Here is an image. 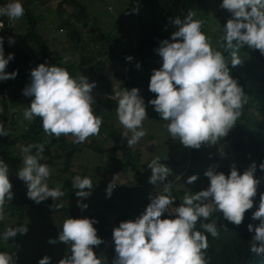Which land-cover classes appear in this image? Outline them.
Here are the masks:
<instances>
[{
	"label": "clouds",
	"instance_id": "1",
	"mask_svg": "<svg viewBox=\"0 0 264 264\" xmlns=\"http://www.w3.org/2000/svg\"><path fill=\"white\" fill-rule=\"evenodd\" d=\"M220 8L227 10L231 18L222 27L217 48L202 31L204 21L196 19L195 13L189 10L183 18H169L178 30L172 32L170 39L161 40L154 50L161 58L162 66L152 70L148 89L155 98L147 103L167 122L170 137L190 149L199 150L220 143L235 127L248 103L249 96L230 75L225 53L230 54L232 67L243 63L239 56L242 48L258 50L264 56V0H222ZM24 11L20 0H13L0 8V16L17 21ZM133 11L138 12V8ZM69 21L73 22V19L70 17ZM59 29L63 28L59 26ZM7 40L9 44L15 43L10 34ZM3 44L4 37L0 36V82L15 79L18 74L17 71H6L14 54L5 57ZM125 59L132 61L133 57L128 55ZM135 66L139 69L141 65L137 62ZM30 79L31 83L22 90L23 95L33 97L24 109V120L32 121L38 117L46 134L56 138L71 136L76 144L99 135L103 120L93 108L94 81L90 83L83 75L73 78L66 68L46 63L31 69ZM6 88L7 85L2 91L5 95ZM114 98L116 115L124 129L121 134L131 148L147 134L143 126L148 119L145 100L137 87L116 90ZM8 135L0 123V137ZM44 147L43 144L23 147V167L17 172L18 178L27 186V197L37 204L48 198L57 201L65 195L60 187L50 188L47 183L51 173L50 166L41 163L45 159ZM33 148L35 154H32ZM160 158L153 159L147 167L151 170L148 183L162 185V191L150 193V202L144 211L134 220L121 221L106 239L98 236L94 227L98 221L94 218L69 217L62 222L58 237L48 241L50 244L59 241L67 246L58 264H105L93 248L112 241L116 254L112 264H208L205 254L209 243L204 233L218 238L217 222L201 223L204 232L196 229L197 223L201 219L207 221L214 212H219L224 220L240 226L246 212L254 207L264 179L257 178L255 173L257 167L264 171V162L258 166L253 162L242 173L232 165L227 175L217 171V166H209L204 172L208 186L195 193L186 192L179 206L172 207L176 197L172 194V181L167 179L172 170ZM198 178V174L191 175L186 183L193 184ZM115 179L106 188L109 198L116 187ZM176 179L181 177L176 176ZM12 187L8 165L0 159V221L5 218L6 202L14 197ZM72 187L80 198L77 206L86 209L88 205L82 200L91 195L94 187L91 179L77 175L73 177ZM50 207L59 209L62 205L55 203ZM165 213L174 218H164ZM252 220L259 223L247 225L248 231L254 233L249 250L264 256V192L259 193V204L252 212ZM28 230L27 225L9 227L2 233V239L8 241L18 233L27 234ZM0 264H13L12 255L0 251ZM38 264H51V258L46 255Z\"/></svg>",
	"mask_w": 264,
	"mask_h": 264
},
{
	"label": "rangeland",
	"instance_id": "2",
	"mask_svg": "<svg viewBox=\"0 0 264 264\" xmlns=\"http://www.w3.org/2000/svg\"><path fill=\"white\" fill-rule=\"evenodd\" d=\"M78 1H83L85 3V10L90 15L85 25L79 24V20L77 19L73 23H69V25H62L67 22L69 16L74 18L77 16L76 7L73 2L68 0H46L45 5L43 4V8H41L42 13L38 16L36 30L47 39L50 50L56 51L63 61L70 62V58L74 57L75 53H77L78 56V54L83 55L88 52H93L98 56V59H95L93 62L90 61L91 63L89 62L87 64L89 67H86V65L84 68H81L80 71L72 70L71 75L73 78L83 75L88 77L90 83L93 81L96 83V87L92 92L95 99L93 108L95 114L101 116L103 120L100 133L97 135L102 145L106 147L122 144L123 146H120L121 148L116 150V157H108V154L93 151L83 146V143H73V138L71 136H64L67 146L70 148L75 147L70 153L64 154L61 152L64 148H59L57 145L58 142L47 144V140L51 137L50 135H43V140L40 142L34 139L31 141L32 145L43 144L45 146L43 152L45 159L42 160L41 163H47L50 166L51 174L47 183L50 188H55L61 186V182L64 178H73L77 175L83 178H90L94 187L91 190V195L82 200V203H85L89 201H98L107 196L106 188L116 177L114 181L116 187L112 195L116 194L121 188L131 189L135 187V189H133L135 191L131 190L127 194V197H138V208L142 210L150 202L148 199L150 193L155 194L162 191V185L157 184L155 186L148 183L151 170L147 167V164L156 157L164 156L166 159L161 162L167 164L172 170V173L167 179L172 181L171 190L173 196L176 197V201L172 207H176L175 205H179L182 201L180 190L192 192L193 190L205 189L208 186L209 181L204 176V172L209 166H217V171H221L225 167H223L224 162L226 164L232 162L229 165H235L237 160H241V148H233L229 140L233 128L227 137L217 145L203 146L197 153L193 154V157H196H189L190 153L195 152L196 149L186 148L180 144L178 140H173L167 132V122L162 120L158 113L154 111L153 106L148 105L146 102L148 119L143 122V126L147 134L136 145L129 148L127 145V138L123 137L121 134L124 129L122 125L119 124L116 115L117 105L112 109H108L96 103V98L99 94H106L114 98L115 91L123 88L119 76L116 75L114 71L122 70L123 73L127 71L129 61H127L125 57L132 55V51L129 50L127 44L136 42L134 39L135 28L132 29L124 25L123 31L120 28L114 29L113 26H111V20L113 19L115 22L117 18H120L124 23H127L136 16V12H130L128 10V5L133 0ZM219 1L204 0L208 10L203 20L202 31L206 35L208 34L209 26L214 23L217 25V21L222 18L219 15V6H215V3H222V0ZM11 2H13V0H6L4 7ZM20 2L23 7H28L30 11L36 10L35 12L38 14L37 12H39V9L37 5H35V2L32 3V1L28 0H20ZM198 2L199 0H196V4H198ZM192 8L191 11L195 13L196 19H200V16L205 13V8L203 7L200 10H197L198 7L196 6H192ZM222 11L225 10L222 9ZM94 14L97 16L95 21H93ZM131 25L137 28L136 23ZM59 26L63 29H59ZM96 26L100 28V32L110 33L112 31L116 33V40L113 38L107 46L111 51L117 48L124 50V58L117 55L114 56L109 50L105 54L97 53V48L103 46L105 40L104 38L99 40V38L95 36L97 33ZM28 28L29 26L26 22L25 15L17 21L10 20V37L14 38L15 43L9 44L8 40L6 43L16 52L28 54L29 60L24 63L22 62L20 66L21 73L24 75L28 74V84H30L31 69L46 62L39 58L35 46L31 43H24L21 41V35ZM69 28H78V30H81V39L79 42H74L69 39L67 35V29ZM77 56L74 57L73 61L79 64ZM140 65L144 67L143 77H148L149 68L151 66L145 64L144 61L140 62ZM19 84L20 78L16 76V78L7 85V88L11 91H17ZM106 86L108 89L104 88ZM9 93L14 92L6 91L7 95H5L4 92H0V123L3 121V115L5 119L14 117L13 119H18L23 122V112L24 109L27 108L23 102L24 95L22 91H17L15 96L17 102L16 105L13 106L12 100L8 99ZM143 98L154 99L155 94L143 95ZM19 117H22L23 120ZM104 120H107L110 126H105ZM28 122L29 121L24 120V124ZM8 123L9 121L3 123L5 129ZM14 127L18 130L22 126L18 123ZM28 145L30 144H24L21 140L16 141L14 144H8L3 137H0V159H3L8 165L9 179L13 176L15 177L20 168L23 167L22 159L24 153L22 152V148ZM51 151H53V154L58 152L62 153V155L60 157L51 155ZM184 152L187 154L186 158L183 157ZM221 152H223V155H221ZM32 154H35V148L32 149ZM126 160L128 163L124 164L127 162ZM12 163H14V165ZM121 164L124 165L122 166ZM238 168L241 173L246 169L241 168V166H238ZM194 174H198V180L193 184H187V178ZM255 175L257 178H264V171L258 169ZM176 176H180L181 179L177 180ZM259 190L264 192V179L261 180ZM78 199L80 198L76 195L65 200L60 197L56 201V204L75 207L77 206ZM8 206L9 204L7 201L5 218L3 221H0V246L8 248L9 252H11L17 260L22 262H29L32 260L30 264H38L39 260L47 255L51 258V264H55L56 261L60 259L62 253L66 252L67 246L59 241L55 244H50L48 242L49 238L56 239L58 237V232L61 230L60 227L62 222L66 218H74L76 213L73 211L70 212V210L62 212V210L53 209L50 206L47 207L43 203L37 204L30 201L25 207L20 221H16L15 215L9 213ZM128 213L126 220H130L131 217L130 212ZM107 217L110 234L112 235L113 228L117 227L119 223L114 220V213L107 211ZM18 225H27L29 229L27 234L21 235L18 233L16 237L4 241L1 233L9 227H16ZM112 242L106 244L102 243L98 247H94V251L97 252L103 260L108 262H112L115 256L109 252ZM103 245H105L104 249L100 250Z\"/></svg>",
	"mask_w": 264,
	"mask_h": 264
},
{
	"label": "trees",
	"instance_id": "3",
	"mask_svg": "<svg viewBox=\"0 0 264 264\" xmlns=\"http://www.w3.org/2000/svg\"><path fill=\"white\" fill-rule=\"evenodd\" d=\"M5 1L6 0H0V8L4 7ZM28 1H32V3L35 2V5H37L39 12H37L38 14H36V10L30 11L28 7H24V15L26 17V22L28 23L29 28L24 31L20 39L24 43H31L33 46H35L39 58L44 60L47 65H57L60 67H64L71 74L72 70L80 71L81 68H84L90 61L93 62L95 59H98V56L95 53L88 52L83 55L78 54V56L77 53H75L74 57L77 56V61H79V64H77L76 61H73L74 57L70 58V62H66L65 60L63 61L56 51L50 50L47 39L36 30L38 16L42 13L41 8H43V4L45 5L46 0ZM68 1H71L75 4L77 16L76 18L69 16L67 18V22L62 25H69V23H73L74 21H76V19L79 20V24L85 25L87 19L90 18V15L85 10V3L78 0ZM220 4L221 3H215V6H219V15L222 18L217 21V25L216 23H214L213 25L209 26V31L207 34L214 48L218 47L217 42L222 35L223 25L229 18H231V14L228 13L227 10L222 11V8H220ZM192 6L198 7L197 10H200L202 7L205 8L204 15L200 16V19L204 20V17L207 15L208 10V7L204 0H199L198 4H196V0H133L129 3L128 10L131 12L133 11V9L138 8L136 16H134L127 23H124L120 18H117L115 22L113 21V19L111 20V26H113L114 29L120 28L123 31L124 25H127L132 29L135 28L134 39L136 40V42L133 44H127L129 50L132 51L131 53L133 60L129 61L126 73H123L122 70L114 71V73L119 76L123 88H128L130 90L133 87H137L140 89V95L142 97L143 95L152 94V92H150L148 89L152 70L159 69L162 66V60L159 57L158 53L154 50L159 47V42L161 40L170 39L172 32L178 30L176 26L170 23L169 18H183L184 16H186L189 10L193 9ZM70 17L73 19V22L69 21ZM96 17L97 16H95L94 14L93 21H95ZM0 21V25H2V27H0V36L4 37L3 47L5 57H7L9 53L14 54V59L9 62L6 71H17V76L20 78V84L17 91H22L29 84L28 74L24 75L23 73H21L20 64L22 62L28 61L29 57L25 53L14 52L8 47L6 41L9 38L10 34V19L7 16H0ZM133 23H136L137 28L134 25H131ZM67 30V35L71 41H80L81 30H78V28H69ZM96 32L97 33L95 34V36L99 38V40L101 38H104L105 40L104 45L97 48L98 54H105L109 50L111 54H114V56L117 55L121 58L125 57V52L121 48H117L113 51L108 49V43H110L113 38H115L116 40V33H113L112 31V33L100 32V28H98L97 26ZM220 50L222 51V49ZM225 56L229 59V67L231 70L230 75L234 79H237L238 83L243 87L245 93L249 96V100L247 105H245L244 107L243 114L237 121L235 127H233L232 134L229 138L233 148H241V160H237L235 163L236 168L239 170L238 166H241V168H247L253 162H255L257 166L261 162H264V56H262L258 50H251L247 47L242 48L239 52V56L243 60V63L236 67L231 66L230 54L225 53ZM142 61H144L148 66H151L149 68V76L146 78L143 77L144 67L140 66V68L137 69L135 66L137 62L140 63ZM86 67H89V65H87ZM12 80L13 79H9L7 81L0 82V92H2L4 87L8 85ZM104 88L108 89L107 86ZM6 91L14 92L8 94V99L12 100L13 106L16 105L17 100L15 96L17 91H11L8 88H6ZM23 99L25 106L28 107L33 97H27L24 95ZM148 99L150 98H144L145 103L148 102ZM96 103L108 109H112L117 105L116 99L113 98V96H109L106 94H99V96L96 98ZM13 118L10 117L5 119V116L3 115L2 123H5V121H9L6 126V130L8 131L9 135L3 136L5 142L8 144H14L18 140H21L24 144H31V141L34 139L40 142L43 140V135H48L44 134L45 132L42 128V122L38 117H35L27 124H24V120L22 119V117L19 118H21L23 122L21 120ZM104 121L105 126H110V123H108L107 120ZM18 123L22 127L17 130V128L14 126H16ZM55 142H58L57 145L59 146V148H64L61 151L64 154L70 153L75 148H70L67 146L64 136H61L59 138L51 136L50 139L47 140V144H53ZM82 145L98 153L104 152L108 154V157H116V150L118 148H121L120 146H123L122 144H119L104 147L99 140V136L90 137L88 141H86ZM198 151L199 150H195V152H191L189 157H193V154L197 153ZM51 155L60 157L62 153L56 152L53 154V151H51ZM183 157H187L186 152L183 153ZM127 163L128 161L124 164ZM12 164L14 165V163ZM124 164L121 165L123 166ZM229 164H226L224 162L223 167H225L223 168V170H221L226 175L229 174L230 168L232 166ZM258 169L259 167H257V170ZM72 180L73 178H64L62 180L60 188L62 191H64L65 195L62 196L61 199L65 200L75 196L76 190L72 187ZM10 182L13 185L12 192L14 193V197L12 201H8L9 213L11 215H15L16 221H20L25 207L32 200L27 197V186L18 178L17 174L15 177L13 176L10 178ZM133 189H135V187H132L131 189L121 188L116 194L111 195L110 198L105 196L98 201L85 202L84 204H87L88 207L84 210H81V208H79L78 206L73 207L63 204H61L62 207H60L58 210H62V212L66 210H70V212L73 211L76 213L74 218L88 217L96 219L98 223H96L94 227L97 229L98 236L104 240L110 235L107 211L114 213V220L117 223L126 220L127 215L129 214L128 212H130L131 214L130 220H134L141 212L144 211L145 207L142 210L138 208V197H127V194ZM198 191L200 190H193L192 192L195 193ZM260 192L261 191L258 190L254 207L253 209L246 212L244 221L240 226H235L230 222L224 220L221 213L219 212H214L209 220L204 221L203 219H201L200 222L197 223L196 229L204 232V230L200 226L201 223H209L213 220L217 222L216 227L219 232L218 238H213L211 234L206 232L204 233L208 237L209 243V247L205 254V259L208 261V264H264V256H257L256 254L251 253L249 250L251 238L254 233L249 232L247 229V225L249 223H252L253 225L259 223V221L252 220V212H254L258 207ZM185 193V190H180L181 197H183ZM42 203L49 207L54 205L56 201L48 198L47 200L41 202V204ZM175 206L178 207L179 205L176 204ZM164 218H174V216H170L169 213H165ZM0 251H6L10 255H12V253L9 252L8 248L0 246ZM109 252L113 255H116L114 242H112V246L109 248ZM65 253L66 252L62 253L60 259L64 257ZM95 253L97 254V256H100L97 252ZM12 257L13 263L15 264H30V262L32 261L22 262L20 260H17L15 256L12 255ZM58 261H56L55 264H58ZM103 261L105 262V264H112V262H108L105 260Z\"/></svg>",
	"mask_w": 264,
	"mask_h": 264
},
{
	"label": "built area",
	"instance_id": "4",
	"mask_svg": "<svg viewBox=\"0 0 264 264\" xmlns=\"http://www.w3.org/2000/svg\"><path fill=\"white\" fill-rule=\"evenodd\" d=\"M160 160H161V161H164V160H165V157H164V156H162V157L160 158Z\"/></svg>",
	"mask_w": 264,
	"mask_h": 264
},
{
	"label": "crops",
	"instance_id": "5",
	"mask_svg": "<svg viewBox=\"0 0 264 264\" xmlns=\"http://www.w3.org/2000/svg\"><path fill=\"white\" fill-rule=\"evenodd\" d=\"M160 158V157H159ZM165 159H166V157H165Z\"/></svg>",
	"mask_w": 264,
	"mask_h": 264
}]
</instances>
